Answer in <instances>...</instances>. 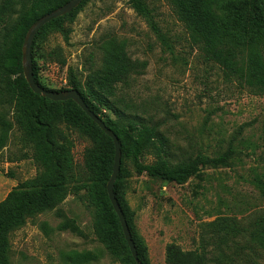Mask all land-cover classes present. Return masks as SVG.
Listing matches in <instances>:
<instances>
[{"label": "rangeland", "instance_id": "obj_1", "mask_svg": "<svg viewBox=\"0 0 264 264\" xmlns=\"http://www.w3.org/2000/svg\"><path fill=\"white\" fill-rule=\"evenodd\" d=\"M145 1L164 41L129 0H89L74 22L66 21L71 30L67 37L62 31L40 37L34 56L39 79L48 89H68L73 68L84 84L100 66L99 42L116 37L133 59L147 62L144 72L133 76L117 95L129 106V116L159 128L173 163L199 153L215 157L230 146L237 151L231 167L205 168L201 178L183 185L136 173L127 184L126 198L149 264H167L171 244L205 254L206 264H217L212 260L214 247L207 243L209 224L234 218L247 226L252 213L264 209L253 184L256 176L264 175V93H255L206 61L166 0ZM66 131L74 144V162L82 166L90 140L77 130ZM31 147L16 124L0 151V202L20 182L37 176ZM155 159L149 151L143 162ZM75 185L69 183L70 192L62 203L29 217L11 232V264H71L70 253L96 250L103 257L91 264H121L97 240L86 190L74 189Z\"/></svg>", "mask_w": 264, "mask_h": 264}, {"label": "trees", "instance_id": "obj_2", "mask_svg": "<svg viewBox=\"0 0 264 264\" xmlns=\"http://www.w3.org/2000/svg\"><path fill=\"white\" fill-rule=\"evenodd\" d=\"M69 1L0 0V151L7 146L17 124L24 140L32 146L33 159L39 167L35 178L20 182L0 202V264H11L8 258L11 232L22 227L29 217L62 203L70 192L71 182L78 183L74 189L86 190L94 234L109 255L121 264H137L107 192L115 160L112 138L73 100L56 102L33 93L24 76L22 51L29 29L38 19ZM88 1L84 0L72 13L50 21L34 37V77L46 90H77L90 109L118 136L122 164L114 190L139 262L149 264L147 247L136 233L134 212L126 198L129 178L136 173L183 185L191 178H201L205 168L231 167L237 151L230 146L215 157L199 153L173 163L168 141L159 128L146 124L138 116H129L126 111L129 106L117 95L133 76L144 72L147 62L133 59L126 44L116 37L99 42L100 66L84 84L73 68L69 70L68 89H48L41 83L34 60L40 37L49 31H62L67 37L71 30L65 27L66 21L74 22ZM166 1L206 61L217 64L228 78L236 79L255 93H264V0ZM129 3L164 41L146 1L129 0ZM71 129L91 143L79 167L72 154L74 144L66 131ZM149 151L154 152L156 159L153 163H144L143 157ZM253 184L264 200V175L256 176ZM209 227L212 229L207 243L214 247L215 263L264 264V209L252 213L247 226L234 218H218ZM102 257L101 250L72 252L68 256L71 264H91ZM206 260L205 254L185 252L171 244L165 262L206 264Z\"/></svg>", "mask_w": 264, "mask_h": 264}, {"label": "water", "instance_id": "obj_3", "mask_svg": "<svg viewBox=\"0 0 264 264\" xmlns=\"http://www.w3.org/2000/svg\"><path fill=\"white\" fill-rule=\"evenodd\" d=\"M84 0H71L65 5L55 9L54 11L44 15L40 19H38L32 27L29 29V32L25 36V41L23 44V72L25 79L27 83L29 84L31 90L33 93L39 94L44 96L47 99H50L52 101H68L73 100L76 104L82 108V110L110 137L112 138L115 146V160L113 165V173L112 176L107 184V192L111 201V204L119 217L121 226L123 228V232L125 235V239L128 243V246L131 250V253L133 255L134 261L137 262V264H142L139 262V256L138 251L136 248V245L134 243V240L132 238L131 231L129 229L128 223L125 219L123 210L117 200L116 194H115V182L117 180V177L120 173L121 164H122V151L121 149V143L118 138V136L105 124L104 120L100 118L97 114H95L90 107L86 104L84 99L82 98L81 94L77 90L70 89L65 90L61 92H55L46 90L42 86H40L34 77L33 72V63H32V46L34 42V37L38 34V32L41 30L43 26H45L50 21L68 15L72 13L77 7H79Z\"/></svg>", "mask_w": 264, "mask_h": 264}]
</instances>
